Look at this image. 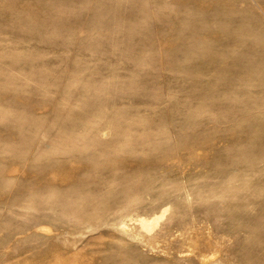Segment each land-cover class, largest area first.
I'll return each instance as SVG.
<instances>
[{
	"label": "rangeland",
	"instance_id": "1",
	"mask_svg": "<svg viewBox=\"0 0 264 264\" xmlns=\"http://www.w3.org/2000/svg\"><path fill=\"white\" fill-rule=\"evenodd\" d=\"M0 264H264V0H0Z\"/></svg>",
	"mask_w": 264,
	"mask_h": 264
}]
</instances>
